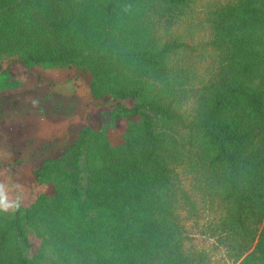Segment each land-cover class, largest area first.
<instances>
[{"label": "trees", "instance_id": "obj_1", "mask_svg": "<svg viewBox=\"0 0 264 264\" xmlns=\"http://www.w3.org/2000/svg\"><path fill=\"white\" fill-rule=\"evenodd\" d=\"M198 1L0 0V54L89 71L96 97L132 99L140 117L119 146L85 128L34 170L53 192L0 214V264H191L178 207L194 203L175 168L185 158L223 209L234 263L264 264V0L209 11L230 76L208 83L180 60L190 46L159 33Z\"/></svg>", "mask_w": 264, "mask_h": 264}, {"label": "rangeland", "instance_id": "obj_2", "mask_svg": "<svg viewBox=\"0 0 264 264\" xmlns=\"http://www.w3.org/2000/svg\"><path fill=\"white\" fill-rule=\"evenodd\" d=\"M225 1L199 0L175 24L158 22L166 41L190 46L180 60L193 69L197 83H208L217 74L230 76L211 46L213 28L207 21L209 11ZM91 81V72L76 67L29 66L15 55L0 54V194L7 201L1 215L22 213L41 191L53 192L51 183L36 180L34 170L47 158L62 157L85 128L104 132L119 146L128 122L140 120L132 109L135 101L121 102L112 94L96 97ZM189 161L175 168L194 203L181 201L178 207L191 264H235L218 228L223 209L187 174ZM31 238L36 252L41 239Z\"/></svg>", "mask_w": 264, "mask_h": 264}, {"label": "clouds", "instance_id": "obj_3", "mask_svg": "<svg viewBox=\"0 0 264 264\" xmlns=\"http://www.w3.org/2000/svg\"><path fill=\"white\" fill-rule=\"evenodd\" d=\"M6 203H7L6 198L2 194H0V208H2L5 211L7 210V208L4 207Z\"/></svg>", "mask_w": 264, "mask_h": 264}]
</instances>
